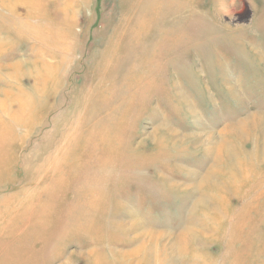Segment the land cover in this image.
I'll return each instance as SVG.
<instances>
[{
	"label": "rangeland",
	"instance_id": "rangeland-1",
	"mask_svg": "<svg viewBox=\"0 0 264 264\" xmlns=\"http://www.w3.org/2000/svg\"><path fill=\"white\" fill-rule=\"evenodd\" d=\"M252 114L244 142L227 137L247 164L263 150L264 0H0V264H209L226 245L264 264L254 175L223 167L224 198L191 189L205 148ZM189 224L204 253L165 249ZM141 240L153 251L118 258Z\"/></svg>",
	"mask_w": 264,
	"mask_h": 264
},
{
	"label": "bare ground",
	"instance_id": "bare-ground-1",
	"mask_svg": "<svg viewBox=\"0 0 264 264\" xmlns=\"http://www.w3.org/2000/svg\"><path fill=\"white\" fill-rule=\"evenodd\" d=\"M223 6H219V8L221 10H225ZM228 90H229V88H228ZM7 96H8V94H7ZM180 103L183 105L185 104V102H183V101H181ZM186 111H188L187 113L189 115H193V113L190 111V108L187 109ZM260 118H261V116L252 114V115L248 116L246 119H244L243 121H241L237 125V127L231 126V128L224 129L221 132L222 139H221V137H220V139L217 137L218 139L214 142V144L212 146H207L205 148L204 152L208 155H211V157L213 158V163L210 166V170H208V172L206 174H204V176H201L199 178V180L193 186H191V189L195 188L196 190H200L201 193H203L202 197H204V199H209V198L212 199V198H216L219 196L224 198L226 195V192H227V186L225 184L224 185L220 184L216 180L217 175L221 174V172H222L221 170L224 167V169H229L230 172H231V170L236 172L237 169H239V170L241 169L242 172H241L240 177H238V179H234V180L237 183L240 182V184H242L243 186L245 184V186L249 187L247 175H249V174H252V176L254 175L253 177L255 178L254 179L255 181L252 184V188H253V186H255L254 189L256 190V192L258 194V191L260 190V188L264 187V186H262L264 184V139L262 140V145H261V147L263 149L261 152L262 155L258 154L259 155L258 156L259 162L256 161V163H253L251 161L250 163L247 164V163L241 162L240 159H238V160L235 159V154H234L233 148H232V141L233 140L228 141L227 137H230V139H232V137L237 138L236 139L237 142H244L245 138L242 135L243 133L241 134L240 131H244L247 126H252V128H256L257 126L260 125L259 124V122L261 121ZM237 131L239 134H241L240 136L236 135ZM154 132L159 133V134H162L165 132L169 136L174 137L176 139H179L178 141H180V142L189 140L190 142L197 144V141H199L197 136H191L189 138H185L184 136L181 137V136H179V134L176 131H173L166 124H163V123L159 124ZM103 133H105V131ZM245 136H247V135H245ZM206 140L211 141L212 138L208 137V139H206ZM204 142H205V140L203 141V144H204ZM203 144H200V146H202ZM197 148H201V147H197ZM229 174L231 175L232 173H229ZM234 180H232V181H234ZM242 180H245V181H242ZM228 183H229V181H228ZM228 183H227V185H228ZM233 186H237V185H232L230 187H233ZM184 189H190V188L186 187ZM203 206H205L204 201L198 200L197 203H195V205L191 209V213H192V211H197L200 207H203ZM210 211H211V215H212L211 218L213 220H215L214 221L215 226L217 228H219V230L224 231L225 226H226L225 218H226V216L228 217L229 216L228 214H230V212H231L229 207L226 204H223L221 206V212H222L221 215L222 216L219 215L220 213H218L216 211V209H214V208H212ZM215 216H218L219 218L216 220ZM190 225L191 224H189L188 227L185 229V232H183L178 237H175L173 240V243L171 242L172 244L170 243L171 245L166 246L165 249L172 251L171 253H176V252L182 253V255H185L188 252H193L196 255H200V254L204 253L205 247H204L202 242L204 241V239L207 235L203 234L200 231H196V230L194 231V229L190 228ZM136 227L139 228L140 227L139 224H137ZM141 234L142 235L144 234V236H136L135 238L136 239L139 238V240H140L142 237L146 238V236H148V237L154 238L156 240L157 237L164 236L162 234H155V233H151V232H148L145 230ZM222 236H224V235H222ZM150 238H148V239H150ZM154 239H150V240H154ZM227 247H228V245H226V248L222 247V248L218 249V251H220L221 253L219 254V252H217V254H216L217 258L212 257L215 255V253L214 254L211 253V258L207 256L208 263L209 264H214V263L219 264V262H220V264H252V262H249L250 259L246 258L245 254H244L245 252L243 253V255H242V253H240L241 255H239L237 258L236 252H238V251L231 254L227 250ZM229 247H230V244H229ZM144 250L153 251L150 242H147L146 240H141L135 245L134 248L127 250V251H117L116 255L118 256V258H121V259L133 258L134 256H138V254H140L141 252L145 253Z\"/></svg>",
	"mask_w": 264,
	"mask_h": 264
}]
</instances>
